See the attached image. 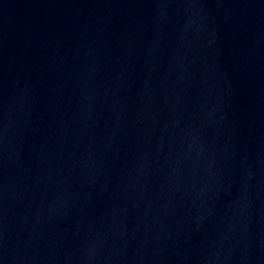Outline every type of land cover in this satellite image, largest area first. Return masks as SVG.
I'll list each match as a JSON object with an SVG mask.
<instances>
[{
  "label": "water",
  "instance_id": "water-1",
  "mask_svg": "<svg viewBox=\"0 0 264 264\" xmlns=\"http://www.w3.org/2000/svg\"><path fill=\"white\" fill-rule=\"evenodd\" d=\"M0 264H264V0H0Z\"/></svg>",
  "mask_w": 264,
  "mask_h": 264
}]
</instances>
